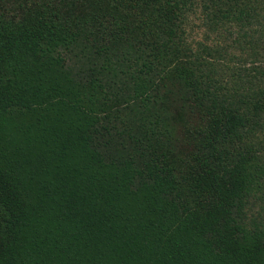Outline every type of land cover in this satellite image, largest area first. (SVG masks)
Returning a JSON list of instances; mask_svg holds the SVG:
<instances>
[{
	"label": "trees",
	"instance_id": "1",
	"mask_svg": "<svg viewBox=\"0 0 264 264\" xmlns=\"http://www.w3.org/2000/svg\"><path fill=\"white\" fill-rule=\"evenodd\" d=\"M264 0H0V264H264Z\"/></svg>",
	"mask_w": 264,
	"mask_h": 264
},
{
	"label": "rangeland",
	"instance_id": "2",
	"mask_svg": "<svg viewBox=\"0 0 264 264\" xmlns=\"http://www.w3.org/2000/svg\"><path fill=\"white\" fill-rule=\"evenodd\" d=\"M246 213L248 221L256 216L257 222L264 225V200H254V203L248 206Z\"/></svg>",
	"mask_w": 264,
	"mask_h": 264
}]
</instances>
